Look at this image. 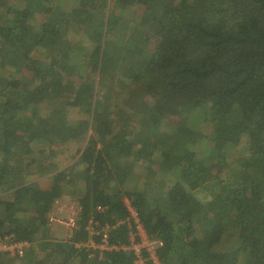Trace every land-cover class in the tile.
Returning <instances> with one entry per match:
<instances>
[{"label":"trees","instance_id":"1","mask_svg":"<svg viewBox=\"0 0 264 264\" xmlns=\"http://www.w3.org/2000/svg\"><path fill=\"white\" fill-rule=\"evenodd\" d=\"M72 142L38 175L34 145ZM136 221L160 264H264V0H0V238L27 244L0 264H137L101 249Z\"/></svg>","mask_w":264,"mask_h":264},{"label":"rangeland","instance_id":"2","mask_svg":"<svg viewBox=\"0 0 264 264\" xmlns=\"http://www.w3.org/2000/svg\"><path fill=\"white\" fill-rule=\"evenodd\" d=\"M6 1V0H4ZM49 33L51 34V31H49ZM54 34V32H52ZM76 30L72 31V34H75ZM49 104L50 102L47 103H43L40 105L41 111L43 112L42 115L44 117H48L50 114L51 109L49 108ZM39 110V108H38ZM170 121H172V119H169ZM211 127L208 126L207 130L208 133H210ZM79 145V144H78ZM75 142L66 144V145H60L59 143H53V144H49L48 147L46 145H43L42 143L36 144L34 145L35 148V152H32V154H30L29 156L33 159L35 158L36 161H38V166L39 169L35 168V171L39 173H41L43 170H41L40 165L43 160L45 162V166H47L49 169L47 171H54L55 169H58V171H62L64 170L67 166L72 165L73 163L76 162V160L79 158L78 156H76V153L79 149L80 146H78ZM254 146L256 145L253 144ZM13 150L17 149L16 146L12 147ZM239 152H237V157L240 158H244L247 155V151L245 150L246 148L244 147V143H241V145L239 146ZM235 154L232 155V158H234ZM28 156V155H26ZM19 159H17V171H21L22 169H27L25 164H24V156L23 157H18ZM31 170V168L29 169ZM27 169V171H29ZM42 176L41 178H36L37 176H35V178H33L32 176H30L28 178L29 182L37 184L38 186H40L41 188L44 187H48L49 184L51 183V180L49 179V175ZM62 201V202H61ZM60 206L55 205L53 210H52V215L50 214V216H54V218L56 220H60L61 222H63V225H66L68 223V219L70 217L71 212L69 210L71 209H75L74 207H77V202L73 200L71 201H64L61 200ZM78 212V210L76 211V213ZM52 218V217H51ZM55 224V225H54ZM57 224V225H56ZM50 226V230H47V232L41 231V235L43 236V240L44 241H49V242H63L66 241L68 239V236L71 233V229L68 227V225L66 226H62L58 223H53V224H49ZM52 226V227H51ZM40 243L42 242V240L39 241ZM9 258L12 259V257L9 256Z\"/></svg>","mask_w":264,"mask_h":264},{"label":"built area","instance_id":"3","mask_svg":"<svg viewBox=\"0 0 264 264\" xmlns=\"http://www.w3.org/2000/svg\"><path fill=\"white\" fill-rule=\"evenodd\" d=\"M71 212L70 217L68 219V223L66 225L70 227H75L76 226V219H77V213L76 209H71L69 210ZM133 218H136V213L133 211L132 212ZM51 221L53 222H61L60 220H56L54 216L51 218ZM137 223V232L133 233L131 235L130 239V245L129 246H122L121 248L118 247H109V241H108V235L104 234L103 235V242L101 249H122V250H132L135 252L137 256V264H146V261L150 260L153 262V264H160L159 259H157V249L162 246V243L157 240H152L148 237V235L145 233L144 229L142 226ZM92 228V227H90ZM11 237H5V238H0V252H7L9 253V256H17L20 255L22 256L24 254V246L26 247L27 244H13V245H8L6 241H10ZM144 252L149 256L147 260H144Z\"/></svg>","mask_w":264,"mask_h":264},{"label":"crops","instance_id":"4","mask_svg":"<svg viewBox=\"0 0 264 264\" xmlns=\"http://www.w3.org/2000/svg\"><path fill=\"white\" fill-rule=\"evenodd\" d=\"M59 224V223H58ZM55 225V224H54ZM57 225V224H56ZM60 225H62V224H60ZM63 226H66V225H63ZM71 235V234H70ZM70 235L68 236V237H70Z\"/></svg>","mask_w":264,"mask_h":264}]
</instances>
